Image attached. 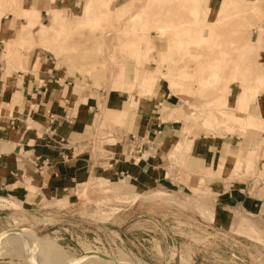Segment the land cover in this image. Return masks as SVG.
Instances as JSON below:
<instances>
[{
    "label": "rangeland",
    "instance_id": "1",
    "mask_svg": "<svg viewBox=\"0 0 264 264\" xmlns=\"http://www.w3.org/2000/svg\"><path fill=\"white\" fill-rule=\"evenodd\" d=\"M19 5L6 1L0 8L15 12ZM61 11L65 20L50 38L29 44L100 92L118 90L131 66L155 65L190 102L196 115L186 120L198 123L209 112L215 128L228 120L220 109L230 86L233 94L242 89L241 102L257 92L251 82L264 46V0H78ZM215 61L223 63L216 81ZM111 105L102 103L94 133L77 150L67 146L70 153L85 155L89 148L96 162L115 152L120 124ZM233 126L245 130L252 123L234 120ZM36 149L23 140L10 160L15 186L0 192V264H56L52 250L66 264L88 253L102 261L77 263L264 264V213L242 194L227 202L225 193L203 186H132L98 172L41 193L52 165ZM31 241L41 242L32 252L10 251Z\"/></svg>",
    "mask_w": 264,
    "mask_h": 264
},
{
    "label": "crops",
    "instance_id": "2",
    "mask_svg": "<svg viewBox=\"0 0 264 264\" xmlns=\"http://www.w3.org/2000/svg\"><path fill=\"white\" fill-rule=\"evenodd\" d=\"M6 1L17 0H0V6ZM77 1L20 0L15 12L0 8V192L14 190L10 160L24 140L52 165L41 193L98 172L132 186H203L225 193L227 202L242 194L264 213V46L251 82L256 94L241 102L242 89L236 86L233 94L230 86L220 109L228 120L215 128L209 112L198 123L186 120L196 115L190 102L169 88L155 65L131 66L120 88L104 93L70 78L50 52L29 44L49 39L65 20L61 10L68 13ZM150 78L153 84L144 85ZM110 101L120 124L115 152L96 162L89 148L85 155L70 153L67 146L77 150L88 142L100 106ZM234 120H249L252 127L242 130Z\"/></svg>",
    "mask_w": 264,
    "mask_h": 264
},
{
    "label": "bare ground",
    "instance_id": "3",
    "mask_svg": "<svg viewBox=\"0 0 264 264\" xmlns=\"http://www.w3.org/2000/svg\"><path fill=\"white\" fill-rule=\"evenodd\" d=\"M157 1V0H156ZM167 1H169V0H167ZM151 4V3H150ZM252 11H253V9H252ZM136 16V15H135ZM134 16V17H135ZM133 18V17H132ZM135 19H136V17H135ZM210 25V24H209ZM159 29V28H158ZM157 31V30H156ZM222 61H215L212 65H211V70H212V72H211V75H212V77L211 78H213V80L214 81H216L217 80V78H218V73L222 70ZM209 67V66H208ZM220 77V76H219ZM212 80V79H211ZM205 84V83H204ZM208 85V84H207ZM216 85V84H215ZM41 242L40 241H31V242H26V243H23V244H21V245H17V246H15V247H10V251L11 250H13L14 248H18V247H20V250H19V252L21 251V252H23V253H28V252H32L33 250H34V248H35V244H37V247H38V245L40 244ZM8 245L10 246V243H8ZM42 246V245H41ZM41 246H40V248H41ZM45 247V246H44ZM50 247V246H49ZM6 248V247H5ZM45 250V249H44ZM46 251V250H45ZM17 252V251H16ZM89 255H85V256H83V257H79V258H77V259H74V260H71L72 262L71 263H75L76 262V264H79V263H77V262H79V261H82V260H84V259H88V258H94V260H99V261H102L98 256H93V255H91L92 253H88ZM51 258H53L54 260H56V264H66L67 262H66V259L65 258H63L59 253H57L55 250H52L51 251ZM90 259H88V260H86V261H84V262H81V263H86V262H88ZM112 263V262H111ZM69 264V263H68ZM98 264H102V262L101 263H98ZM105 264H110L109 262L108 263H105ZM117 264V263H116Z\"/></svg>",
    "mask_w": 264,
    "mask_h": 264
}]
</instances>
